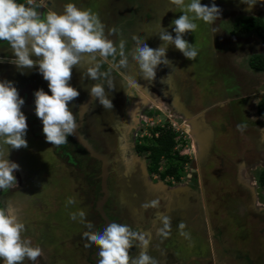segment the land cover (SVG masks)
I'll use <instances>...</instances> for the list:
<instances>
[{
    "label": "flooded vegetation",
    "instance_id": "1",
    "mask_svg": "<svg viewBox=\"0 0 264 264\" xmlns=\"http://www.w3.org/2000/svg\"><path fill=\"white\" fill-rule=\"evenodd\" d=\"M69 2L97 13L105 26L106 35L110 30H115L109 39L117 43L121 39L125 41L126 54L135 46L132 40L134 35L141 37L149 46L154 42L152 35L166 31L165 27L172 26L171 22L178 18L177 11L173 9L175 6L168 7L163 3L154 11L152 0H37L41 5L38 11L44 14L49 10L59 13ZM118 5L121 8L115 7ZM120 9L122 13L117 14ZM160 46L158 42L149 47L156 49ZM196 48L201 53V47ZM209 57L211 60V54ZM166 58L170 61L169 65H160L156 69L154 81L140 76L138 66L130 56L126 68L121 67L118 56L115 60L109 57L107 62H103L100 71L108 72L115 84L112 90L105 86L113 109H104L94 98L88 104L92 99L89 89L97 83L86 75L92 61L86 57L74 67L70 83L80 95L69 107L76 115L77 123L84 112L79 133L105 160L92 157L73 136L68 137L67 143L57 146L55 154L58 157L54 158L49 146L54 150L55 145L38 144L39 140L45 139L38 117L23 108L35 109V91L43 89L51 94L48 82L39 73L38 66L17 69L9 63V60L14 59V54L6 41H0V60H3L0 63V80L11 81L18 89L25 101L21 108L28 124L25 139L28 141V134L31 133L37 140L36 146H41L35 147L33 153L26 151L24 158L18 156L16 149L9 150V155L14 158L12 160L8 156V159L16 162L19 170L15 173L17 183L6 191L0 190L1 207L18 216L25 224V230L32 225L27 221L30 219L28 213L34 211L36 223L41 222L46 233L44 244H47L50 232L66 224L67 235L71 233L69 225L73 224L82 236L85 231H103L108 224L117 222L148 234L150 244L147 251L158 260V264H264V259L260 260L264 255V243L259 240L264 238V204L261 203L264 185L260 179L248 176V170L256 171L262 162L257 157L247 156L248 134L245 130L238 132L241 131L239 128L232 130L226 127L225 118L213 120L209 117L211 111L226 108L230 103L228 99L225 100L230 94L225 76L220 75V67L210 68L208 59H201V66L198 62L186 59L172 45L167 49ZM214 86L219 92H212ZM153 90L164 102L163 106H171L176 110L175 114L186 118L185 128H188L197 145V154L191 166L185 163V168L189 167V174L183 175L185 172H182L183 164L177 154L179 148L175 124L170 117L162 124L158 111H146V102L156 99L152 96ZM214 99L216 102L213 103ZM200 114H204V121L196 119ZM148 120L152 121L151 129L147 128L150 126L147 125ZM202 121L211 131V137L206 129L200 127ZM149 131H153V138ZM167 131L175 136V161L173 163L170 159L162 158L159 173H154L151 171V152L147 147L157 142ZM263 139V134H260L252 142L255 145L259 141L264 144ZM256 147L255 153L259 150L258 145ZM44 148L49 151L46 162L43 156H39ZM261 150L264 151V146ZM202 155L204 159L200 161ZM172 163L177 170L174 175L168 174ZM105 167L107 177L104 182ZM260 172H264L263 166ZM58 179L63 189L61 196L55 197L58 190L54 191V187L60 185ZM64 194L66 198H62ZM70 198L75 203L68 204ZM155 199L160 200L159 208L142 207ZM231 199L237 205L230 204ZM66 201L68 213L62 205ZM71 206L75 208V213L80 210L86 213V221L92 223V229H88L79 216L76 220L71 219L74 213L70 212ZM63 210L67 215L59 222L58 216ZM162 216L171 218V230L167 238H162L157 232L163 227ZM181 222L186 224L183 231L190 234L188 239L179 234L181 230L178 225ZM25 232L24 236L27 235ZM84 240L79 249L80 256L84 258L83 263L98 264L99 249L96 246L86 248L84 245L88 241ZM139 251L134 246L130 254L135 256ZM51 255L48 251L41 252L46 263H52L54 259L56 261V257L52 259ZM37 262L33 261L32 264Z\"/></svg>",
    "mask_w": 264,
    "mask_h": 264
},
{
    "label": "clouds",
    "instance_id": "2",
    "mask_svg": "<svg viewBox=\"0 0 264 264\" xmlns=\"http://www.w3.org/2000/svg\"><path fill=\"white\" fill-rule=\"evenodd\" d=\"M248 5V10L255 6L257 0H241ZM170 3L181 10V15L172 21V31H161L158 34L162 41L160 47L153 49L139 36H133L134 48L125 52V41L118 43L109 39L114 29L105 34V26L97 13L90 8L82 9L75 3L64 5L62 12L49 10L46 14L38 9L37 0H0V41H6L14 54L9 63L17 69H31L38 66L43 79L48 82V89L35 91V114L42 121L43 134L52 146H61L68 142V137L75 134L76 115L69 107L79 97L80 92L71 85L73 68L87 57L92 61L87 67V78L97 81L89 89L90 95L98 99L104 109H113L108 90L115 84L108 72L100 71L103 62L118 56L121 67H128L129 56L138 66L140 76L148 81L156 78V69L160 65H169L166 58L169 45L174 46L188 60H194L198 49L185 38L198 28L196 21L213 24L220 18L221 9L213 3L204 5L201 0H170ZM161 28H164L161 26ZM35 57V59H33ZM3 60H0L2 63ZM127 93V92H126ZM128 94V93H127ZM25 101L20 97L14 83L0 80V190H8L17 183L15 173L19 165L8 159L10 149L27 148L25 139L28 124L27 117L21 110ZM243 126H238L242 129ZM4 146H8L5 148ZM73 199L68 204H73ZM160 200H151L143 208H159ZM80 217L88 229L93 225L86 221V213L80 210L72 213L71 219ZM163 227L157 230L158 235L167 238L171 230V218L161 217ZM180 235L190 238L184 222L178 225ZM25 224L21 219L9 213L7 208L0 207V259L3 264H24L27 259L35 261L41 255V248L33 246L25 237ZM82 238L88 243L84 246H96L98 264H158V260L148 254L150 240L148 234L134 230L130 225L112 222L103 231H85ZM139 248L138 255H131L130 250Z\"/></svg>",
    "mask_w": 264,
    "mask_h": 264
},
{
    "label": "rangeland",
    "instance_id": "3",
    "mask_svg": "<svg viewBox=\"0 0 264 264\" xmlns=\"http://www.w3.org/2000/svg\"><path fill=\"white\" fill-rule=\"evenodd\" d=\"M26 0H24L25 2ZM42 1V0H39ZM101 2L103 0H100ZM188 0H186V3ZM257 4L253 6L250 10H248V5L241 2V0H201V3L204 5L211 6L213 3L216 4L221 9L220 18H217L216 21L213 24H208L203 21H196L198 24V28L193 33H187L185 34L184 38L191 44H193L195 47H198L201 49L199 50L201 53H198L197 57L193 61L194 63H197L202 66L201 59L209 60L210 57L208 56L211 54V60L207 63L210 65V68H214L215 66L220 67L221 73L220 75L225 76V79L228 84L226 86L230 88V94L227 95L228 101L230 102L226 108H217L214 109L209 113V117L213 120L216 118L218 120L225 118V125L226 127H230L232 130L238 128V126H243L242 129L239 128L238 132H242L245 130L246 135L248 134L246 140V147L248 148V157H257L262 164H259L257 166L256 171L248 170V176L249 178L256 177L257 180L260 179L261 174V168L264 167V151L261 150L264 144L258 142V144H254L252 141L254 138H257V135L263 134L264 136V118L259 116L258 114V106L261 100L264 99V72H257L250 68V60L255 55H264V44L263 42H260L255 37L256 35L253 33H244L239 34L235 32V24L241 20L243 17H260L264 20V0H257ZM163 3L166 4V6H174L170 3V0H152L151 7L155 11L158 9L159 6H161ZM115 5V4H114ZM116 8H121V5L119 7L115 6ZM156 8V9H155ZM175 11H177V16L179 17L182 13L180 8L174 7ZM147 10V9H146ZM145 10V11H146ZM173 10V11H174ZM144 11V12H145ZM147 12V11H146ZM122 10H118L117 14H121ZM172 23V22H171ZM170 26V27H169ZM166 26V31L168 29L169 32L172 33L173 36H175V33L172 31L173 25ZM169 27V28H168ZM159 32L152 35L153 43H151L149 46H151L154 43H160L162 44V41L158 37ZM210 51L208 54H205L203 52ZM202 54V55H201ZM214 58V59H213ZM218 61L217 64L215 61ZM209 68V67H208ZM216 77V76H215ZM231 78V80L229 79ZM217 86V85H216ZM214 86L212 92H219L218 89H216ZM210 88V87H209ZM152 90V89H150ZM151 92V91H149ZM156 99L153 100V97L151 100L152 102H146V111H158L160 116V119H162L163 123L165 124L167 122L168 117H170L171 122H173L176 128L177 132V142H178V155L180 160L182 161V172H185L183 175L189 174V167L191 166L193 160L196 157L197 154V145L195 140L192 138V134L188 132V128H185V116L180 114H175L174 109L171 108V106L162 105L160 101V98L158 95H156V91H152ZM51 95V94H49ZM239 96L242 98L239 99ZM223 101V100H222ZM212 102H216V99L212 100ZM156 105H158L156 107ZM160 110V111H159ZM221 118V119H220ZM152 121L148 120L147 125H150L147 127L148 129L152 128ZM174 128V127H173ZM179 130V131H178ZM151 133L153 138V131H149ZM30 137H29V136ZM28 146L26 150L24 148L18 149L19 157L23 156V158L26 156V153H33L35 147H41L36 146L37 140L33 138L32 134H28ZM264 140V139H263ZM154 141L151 139V143ZM194 142V143H193ZM31 143V144H29ZM47 144L49 146L50 143L46 141V139L39 140V143ZM35 144V145H32ZM51 145V144H50ZM258 145L259 150H256L255 148ZM51 149V154L53 153V157L56 156L57 153V146L54 147V150H52V147L49 146ZM42 149V148H41ZM46 150V151H45ZM27 151V152H26ZM41 151V150H40ZM42 153L39 154V156H43L45 162L46 158H48L49 151L47 152V149L44 148ZM10 159L13 160V156L8 155ZM57 159V158H56ZM40 161V160H39ZM162 163V162H161ZM185 163H188V168L186 169ZM68 167H70L68 164H65ZM164 165V164H163ZM55 168V167H54ZM56 169V168H55ZM70 169V168H69ZM55 177H58L57 174H55ZM59 182V187H54V191L58 190L54 195L55 197H58V195L61 196V188L63 189V186L61 181L58 179L57 183ZM182 181L181 183H183ZM84 184V183H83ZM85 185V184H84ZM83 185V186H84ZM80 188H82L80 186ZM66 198V194L62 196V198ZM54 200V199H53ZM53 200H51L53 202ZM230 204L237 205V202H234L232 199L229 201ZM261 203L264 204V198L262 197ZM62 205L64 209H66L67 213L69 212V208H67V201L62 202ZM1 207V202H0ZM70 212H76L75 208L72 206L70 207ZM66 212L63 210L62 214L58 216L60 219L59 222H61V219H63V216H66ZM30 216V219L27 221H30L29 223L32 225H29L28 228H26L25 235L28 239L32 241L33 246H39L42 250V253L49 252L52 256V259L56 257V261L52 263H46L42 256L40 255L37 260V264H84L83 260L84 258L80 256V243H84V239L77 231V226L70 224V231L71 233L67 235L68 228L66 224L62 228L56 229L53 232H50V238H48L47 244L43 243V239L46 238V233L44 232V228L42 227V223L39 224L36 223L35 220V212L30 211L28 213V217ZM38 219L41 221V217L38 216ZM73 223V222H72ZM76 230V231H75ZM75 235L73 236V234ZM66 234V237H65ZM78 234V235H76ZM80 238H79V237ZM262 243H264V238L259 239ZM41 241V243H40ZM44 248V249H42ZM264 252V249H263ZM54 255V257H53ZM264 259V255L261 256L260 260ZM33 262V261H32ZM30 261H24V264H32ZM261 264V262H259ZM0 264H3V260L0 259Z\"/></svg>",
    "mask_w": 264,
    "mask_h": 264
},
{
    "label": "trees",
    "instance_id": "4",
    "mask_svg": "<svg viewBox=\"0 0 264 264\" xmlns=\"http://www.w3.org/2000/svg\"><path fill=\"white\" fill-rule=\"evenodd\" d=\"M234 27L236 33H253L259 36L264 44V20L262 18H242L235 24ZM249 65L250 68L254 71L264 72V55L258 54L253 56L250 60ZM258 114L259 116L264 118V99L259 103ZM174 138L175 136L171 132L167 131L164 135H162L161 138L157 139V142L147 147V150L151 152V171H153L154 173H159L162 158L170 159L174 163L175 160L173 156V149L176 146ZM173 163L169 167L168 174L170 175L176 174L177 171ZM260 181L264 185V172L261 174Z\"/></svg>",
    "mask_w": 264,
    "mask_h": 264
},
{
    "label": "water",
    "instance_id": "5",
    "mask_svg": "<svg viewBox=\"0 0 264 264\" xmlns=\"http://www.w3.org/2000/svg\"><path fill=\"white\" fill-rule=\"evenodd\" d=\"M257 38V40H259L260 42H262V39L259 37V36H255ZM93 97L92 99L88 102V104L90 105V103L92 102ZM24 109H26L27 111H29L30 113H32L33 115L36 116L35 114V109H32V108H27V107H24ZM202 119L204 121V114H200L199 116L196 117V119ZM39 119V118H38ZM83 121H84V112H82L81 114V118H80V121L77 123V128H76V131H75V134L73 135V138L75 141H77L81 146H83L85 148V150L94 158L96 159H100V160H105L104 159V156L97 152L93 147L92 145L87 141L85 140L79 133V128L81 127V125L83 124ZM202 121V122H203ZM39 122L41 123V125L43 126L42 124V121L39 119ZM201 128H204L208 131V136L211 137V131L207 128V125L205 122H203V124L200 126ZM210 137H209V140H210ZM200 161H202V159H204V155L200 156L199 157ZM106 177H107V171H106V167L104 168V175H103V178H104V182L106 181ZM157 188H160V187H157Z\"/></svg>",
    "mask_w": 264,
    "mask_h": 264
},
{
    "label": "crops",
    "instance_id": "6",
    "mask_svg": "<svg viewBox=\"0 0 264 264\" xmlns=\"http://www.w3.org/2000/svg\"><path fill=\"white\" fill-rule=\"evenodd\" d=\"M248 17H251V16H248ZM248 17H243V18H248ZM258 72V71H257Z\"/></svg>",
    "mask_w": 264,
    "mask_h": 264
}]
</instances>
